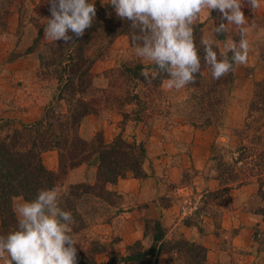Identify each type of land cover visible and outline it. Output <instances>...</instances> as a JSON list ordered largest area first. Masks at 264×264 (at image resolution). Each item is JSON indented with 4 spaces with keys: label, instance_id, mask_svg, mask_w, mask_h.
I'll return each mask as SVG.
<instances>
[{
    "label": "rangeland",
    "instance_id": "374dc122",
    "mask_svg": "<svg viewBox=\"0 0 264 264\" xmlns=\"http://www.w3.org/2000/svg\"><path fill=\"white\" fill-rule=\"evenodd\" d=\"M49 7L47 0H0V138L25 123L41 119L52 103L58 110H66L64 102L59 106L61 102L54 98L59 86L57 75L46 74L40 62L43 43L51 42L43 31L40 34L46 18L51 16ZM243 11L251 50L247 64L234 65L231 71V87L225 94L219 123L193 125L192 120L202 122L204 118L195 98L199 89L189 85L180 90L169 89L167 79L161 85L166 98L147 109L144 114L148 117L143 120L136 119L133 105L124 108L130 113L128 116L115 106H108L82 120L83 138L91 140L101 133L111 142L122 136L129 142L142 143L147 155L141 176L128 172L116 184H109L116 196L108 200L83 193L81 188L83 195L76 197L78 202L70 195L77 190H72V185L95 182L94 165L84 164L71 170L58 184L62 191L61 207L71 211L79 224L83 221L82 227L74 228L80 243L76 245L77 264H106L113 253L124 257L136 243L150 247L157 232L152 220L162 223L168 239L185 238L203 245L210 264H264V185L254 179L245 185L235 184L229 190L227 185L219 184L216 162L211 159L215 148L221 149L228 160L238 156L236 150L248 138L238 137L235 130L245 132L249 116L263 115L251 105L257 84L264 81V0H260L255 13L250 7ZM201 22L203 39L211 38L213 22L218 25L221 14L213 10L209 18L202 13ZM229 28L228 33L216 37L220 51L229 37L239 41L235 26ZM39 37L41 43L37 42ZM131 60L140 59L135 56L129 37L121 35L115 39L109 55L95 63V84L104 86V70ZM43 161L48 169L58 170L57 150L43 153ZM219 188L222 189L212 198L208 192ZM224 188L228 190L223 192ZM66 198H74L73 203L69 205ZM24 201L27 200L22 196L15 197L14 209ZM92 241L96 242L97 252ZM84 254L89 258L84 259ZM169 256L167 249L162 251L159 263L167 264ZM174 257H178L177 264H186L181 256ZM6 259L7 254L0 258V264H6Z\"/></svg>",
    "mask_w": 264,
    "mask_h": 264
},
{
    "label": "trees",
    "instance_id": "16d2710c",
    "mask_svg": "<svg viewBox=\"0 0 264 264\" xmlns=\"http://www.w3.org/2000/svg\"><path fill=\"white\" fill-rule=\"evenodd\" d=\"M95 7L96 18L82 37H74L75 41L68 44L62 40L43 43L41 68L46 69V74L57 75L59 86L54 98L61 102L58 103L59 106L64 102L66 110H58L52 103L41 119L25 123L22 127L15 128L12 134L8 133L0 138V235L6 236L18 226L13 207L15 197L22 196L31 201L41 189L58 186L71 170L81 165L96 166V180L94 183L72 185L71 189L77 190L70 192V195L75 198L83 195L79 192L81 188L83 193L111 199L116 192L108 188L109 184H116L128 172H133L136 176L144 173L147 150L142 143L129 142L122 136L107 142L101 133L87 140L82 137L80 127L86 116L100 113L108 106H115L125 116L130 114L124 110L126 106H136L133 109L136 119L143 120L148 117L144 114L147 109L155 107L156 101L166 98L161 85L168 77L160 74L149 82L141 73L145 70L150 73L157 71L155 65L131 60L104 70L107 83L97 86L95 80L98 75L93 68L97 61L109 55L115 39L127 35L131 46H134L130 21L121 20L108 2L95 1ZM202 26L200 22L195 28L196 44L201 56ZM43 28L44 26L40 28V34ZM40 39L41 37L37 39L38 43H41ZM216 50L220 51L219 48ZM231 81V71L225 77L213 79L210 67L202 61L196 82L189 86L194 90L199 89L195 98L202 108L204 118L202 122L190 120L193 125L206 127L221 121L225 94L231 87ZM256 87V97L251 108L263 112V115L249 116L246 121L245 132L254 130L252 134L235 130L238 137L242 135L243 140L248 138L236 150L238 156L228 160L221 149L215 148L212 151L211 159L216 162L218 170L216 178L221 186L227 185L229 190L235 184L245 185L254 179L264 185V81L259 82ZM260 101L262 104L258 105ZM50 150H57L59 155L56 171L48 169L43 161V153ZM220 189L222 188L208 193L215 198V192L219 193ZM73 199L66 198L65 201L70 205ZM76 201L78 202L77 198ZM73 211L76 213V210ZM152 222L157 232L150 247L144 248L136 243L129 247V254L118 257L113 253L106 264H160L159 255L166 249L170 255L167 264H177L175 261L178 257H174L175 255L184 258L186 264H210L207 249L203 245L185 238L174 241L168 239L167 230L162 227V223L159 220ZM75 225L74 228L78 229L83 226V221L80 224L78 221ZM91 245L97 252L96 242L92 241ZM83 258L87 259L89 256L84 254ZM90 264L98 263L93 261Z\"/></svg>",
    "mask_w": 264,
    "mask_h": 264
},
{
    "label": "clouds",
    "instance_id": "9594fccd",
    "mask_svg": "<svg viewBox=\"0 0 264 264\" xmlns=\"http://www.w3.org/2000/svg\"><path fill=\"white\" fill-rule=\"evenodd\" d=\"M50 18H46L44 36L49 41L74 42L82 37L96 18L95 0H47ZM121 20L130 21L134 54L141 61L155 65L157 71H143L151 82L165 74L169 89L180 90L196 82L202 61L210 67L213 79H220L234 65H246L251 50L246 38L247 18L243 8L255 11L260 0H109ZM221 14L213 22V36L201 40L203 56L196 44L195 28L201 14ZM213 21V20H212ZM224 21H227L225 23ZM235 26L239 41L229 37L222 51H217L216 37ZM69 32L72 35H69ZM229 53L231 57H229ZM62 191L58 186L41 189L36 198L15 208L18 226L6 236L0 235V258L6 264H77L74 234L76 221L71 211L61 207Z\"/></svg>",
    "mask_w": 264,
    "mask_h": 264
}]
</instances>
